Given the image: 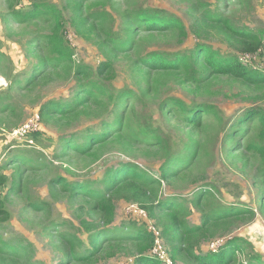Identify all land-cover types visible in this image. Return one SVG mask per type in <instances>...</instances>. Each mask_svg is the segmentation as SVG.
Wrapping results in <instances>:
<instances>
[{
    "label": "rangeland",
    "instance_id": "1",
    "mask_svg": "<svg viewBox=\"0 0 264 264\" xmlns=\"http://www.w3.org/2000/svg\"><path fill=\"white\" fill-rule=\"evenodd\" d=\"M205 3L237 28L264 30V0H0V245L11 243L27 253L25 264H137L138 244L119 234L146 229L174 255V264H193V255L216 252L234 237L248 242L239 262L254 256L264 262L261 127L251 118L231 130L244 110L264 108V83L249 86L217 74L192 82L182 69L152 71L141 61L152 51L184 52L202 41L264 74L261 49L244 51L243 43L212 25L197 38ZM38 5L59 10L72 61H52L45 35L55 20L38 14ZM145 8L179 17L189 38L148 31L135 16ZM82 67L117 101L94 98ZM200 69L209 71L205 65ZM127 90L131 94L119 98ZM67 103L72 104L67 112L54 111ZM48 105L52 110L42 114ZM204 107H213L221 120ZM37 115L38 129L21 135L19 129ZM149 124L168 142L167 151L142 131ZM104 129L111 136L85 153L66 146ZM168 158L175 159L163 179L160 167ZM127 164L160 177V191L140 186L143 198L137 200L132 182L106 190L112 214L100 201L58 182L65 178L105 189L108 172ZM173 199L181 203L179 212L148 214L147 206ZM72 235L85 247L98 236L104 247L88 261L72 260Z\"/></svg>",
    "mask_w": 264,
    "mask_h": 264
},
{
    "label": "trees",
    "instance_id": "2",
    "mask_svg": "<svg viewBox=\"0 0 264 264\" xmlns=\"http://www.w3.org/2000/svg\"><path fill=\"white\" fill-rule=\"evenodd\" d=\"M202 5L205 6V8L203 10L202 16L198 20L202 23L203 27H199L197 21V30H195V34L198 39H201V37L203 36L204 27L212 25L231 38L243 43L244 51H257L261 49L264 54V30L250 31L237 28L228 18H222L219 13L213 11L207 3ZM36 8L38 14H50L51 18L55 20V26L51 29V32L45 35V39L51 47L52 61L58 63L59 65L72 61L73 50L66 43V37H64V35L61 33L62 21L59 10H57L52 5H38L36 6ZM135 16L136 20H138L150 32L157 31L167 33L170 31H176L180 40H187L189 38V32L184 22L179 17L169 14L164 9H139L136 11ZM107 34L109 35V32ZM112 38L115 37L113 36ZM116 40L117 39H114L115 42ZM248 40H252V42ZM141 61L144 66L152 71H177L179 69H182L184 70L187 78L192 82L202 81L207 74H217L238 78L249 86L260 85V83H264V74L257 70L244 67L243 64L239 61L237 55L229 52L223 53L220 49L215 48L212 45L203 43L202 41L195 42L193 47L188 48L184 52H175L170 54L163 51H152L148 53V55L143 57ZM202 65H205L207 69H209L207 73L201 71L200 67ZM82 69V74L88 78V81L86 83L92 88L89 93H94V98H96L97 96H101L102 98H107L109 100V103L117 101V97H115L114 95H110V97H108V90L104 84L89 77L91 74L89 68L82 67ZM98 72H102V70L99 69ZM130 94L131 91L127 90L123 92V94L119 95V98ZM81 100L83 99L80 98L79 101ZM178 105L180 108L187 111V107L185 104L179 103ZM69 106H72V104L67 103L55 107L54 111L64 113L69 110ZM51 110L52 109L48 105L47 107H44L42 109V114L46 113V111ZM204 112H210L214 114L215 117L221 120V114L218 111H215L213 107L205 108ZM251 118H258L257 124H259L261 127L258 135L259 146L257 150L261 153V156L264 160L263 107L253 106L244 110V112L239 114V116L234 120L235 122H233L234 125L231 126V130L240 129V124L248 123ZM138 126H142V124H138ZM151 126L152 125L149 124L147 127L142 129V131L146 130V132H150L152 134L151 136H153L157 141L156 144H162L161 149H163V151H167L166 148L169 147L168 142H165V139L161 135L154 132ZM105 131L106 129H104L101 134L87 135L85 140L81 142L67 141L66 146L72 148V150H77L79 153H85L91 150L96 144L101 143L105 136V139L111 136L110 134H107V131ZM174 159L175 158H168L167 161L163 163V165H161L160 175L163 179H166L169 176L170 173L168 164ZM262 171L264 172V168L262 169ZM161 181L162 180L160 177L157 178L152 174L140 171L137 166L131 164L122 166L117 170H110L103 181V183L105 184V189L96 188L93 183H81V185H76L69 182L68 179H58V182H60V184H64L66 187L70 186V189L75 193L79 191L83 194H87L88 196L93 197L96 201H100L99 204L102 205L107 213L111 214L113 213V210L111 204L106 200V190L117 188L123 183L132 182L137 186L135 189L136 196L134 197L137 200H141L143 198L142 194L144 193V189H140V186H150L153 192H159ZM151 196L158 198L157 194H152ZM200 196L201 195H198L197 198H200ZM180 206L181 203H178L173 199L160 200L157 205L151 204L146 208L148 210V214L151 217H154L156 209H165L169 212L177 213L181 208ZM235 211L239 215H243L245 213L253 214L252 211L244 210L243 212L242 210L238 209H236ZM230 212L232 211H226L222 213L228 214ZM171 216H175V214H171ZM185 228L184 230L189 231L187 228ZM119 236L123 239H127L128 241H132L134 239L133 241L138 244V257L136 258L137 264H166V262L161 260L158 255L152 254L153 249L157 247L156 241L158 240V236H155L152 231L150 233L146 229H137L132 231L131 233L119 234ZM68 241L71 244L70 251L72 260H78L82 262L88 261L93 257L99 255L104 247L102 243H99L98 236L92 237L86 247L85 245H81L84 242L80 241L78 238L76 239L74 235H72ZM247 248L248 242L246 240L241 237H234L228 240L224 246L221 245V248L216 252H208L205 255L199 256L193 255L195 261V263L193 264H264L261 258L256 256L248 258L247 263L239 262V258L242 255L246 254ZM25 254L26 255H23L21 252H19V250L16 249L13 244L4 243V245H0V264H25V261L21 260L23 258H27L28 254ZM167 255H169L171 261L174 264V255L172 256L168 252Z\"/></svg>",
    "mask_w": 264,
    "mask_h": 264
},
{
    "label": "built area",
    "instance_id": "3",
    "mask_svg": "<svg viewBox=\"0 0 264 264\" xmlns=\"http://www.w3.org/2000/svg\"><path fill=\"white\" fill-rule=\"evenodd\" d=\"M38 121H39V116L37 115L33 117L31 120H29L26 124H24L19 129V133L21 135H26L28 132L38 129V124H39ZM132 212H134V207L132 209ZM141 214H144L143 211H141ZM156 244H157V247L153 249L152 254L158 255L161 260L166 262V264L167 263L173 264L169 255H167V252L163 249V246L161 245L159 240L156 241Z\"/></svg>",
    "mask_w": 264,
    "mask_h": 264
}]
</instances>
